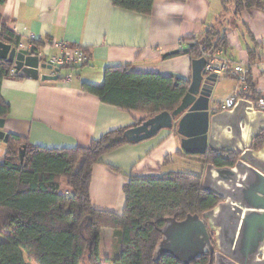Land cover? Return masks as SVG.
<instances>
[{
  "label": "crops",
  "instance_id": "1",
  "mask_svg": "<svg viewBox=\"0 0 264 264\" xmlns=\"http://www.w3.org/2000/svg\"><path fill=\"white\" fill-rule=\"evenodd\" d=\"M2 24L21 37L19 48L31 51L32 41L42 43V56L60 54L50 44L54 41L89 52L81 68H60L59 73L42 71L59 75L56 81L3 80L1 93L11 105L4 131L25 137L34 145L88 147L109 131L150 118L147 113L103 103L84 91L82 83L102 85L105 68L124 63L131 64L135 73L178 75L191 80L194 59L188 55H162L180 50L185 40L201 36L210 27L227 32V47L218 48L222 49V57L249 65L255 84L254 93L249 95H261L249 99L259 101L264 96V8L243 10L236 16L235 8L231 5L226 10L223 0H155L152 13L143 15L118 8L113 0H5L0 4V33ZM249 49L256 51L254 61ZM236 84L231 77L218 80L212 105L232 94ZM261 135L264 137V132ZM5 151L0 142V162ZM182 159H197L203 164L198 155L185 153L182 137L170 129L103 155L92 171L93 207L122 215L126 206L124 185L131 176L176 171L171 167ZM115 238L114 229L101 231L102 260L116 253Z\"/></svg>",
  "mask_w": 264,
  "mask_h": 264
},
{
  "label": "trees",
  "instance_id": "2",
  "mask_svg": "<svg viewBox=\"0 0 264 264\" xmlns=\"http://www.w3.org/2000/svg\"><path fill=\"white\" fill-rule=\"evenodd\" d=\"M154 1L113 0V3L118 8L149 15ZM4 2L0 0V4ZM223 4L226 10L232 4L236 16L243 10L264 8V0H223ZM0 41L18 47L21 37L2 24ZM227 43V32L210 27L201 36L185 40L177 55L198 59L204 48L215 51L226 48ZM41 46L42 43L32 41V51H40ZM81 49L88 58V50ZM249 52L254 61L256 51L249 49ZM11 77L22 78L13 72L11 63L0 59V119H6L11 112L10 103L1 93L3 80ZM190 82L178 75L135 73L131 64L124 63L106 67L102 85L82 83V89L103 103L152 117L174 111L188 92ZM250 86L254 93L251 78ZM260 96L247 95L252 99ZM145 120L109 131L88 147L47 148L10 134L0 162V233H8L9 239L20 248L21 256L6 255L0 242V264H181L168 254L155 262L154 252L167 218L183 221L188 215H202L221 202L219 196L202 189V175L170 171L131 176L124 185L126 206L122 215L98 210L92 205L90 186L94 165L103 155L135 144L128 142L124 134ZM254 145L256 149L264 147L263 135ZM198 157L205 166L209 163L233 166L237 161L232 152L221 155L210 151ZM104 228L115 230L116 253L102 260L100 242ZM208 263V255L194 262Z\"/></svg>",
  "mask_w": 264,
  "mask_h": 264
},
{
  "label": "water",
  "instance_id": "3",
  "mask_svg": "<svg viewBox=\"0 0 264 264\" xmlns=\"http://www.w3.org/2000/svg\"><path fill=\"white\" fill-rule=\"evenodd\" d=\"M174 50L162 55H177ZM0 59L13 65L22 78L56 81L60 68L42 62L38 51L12 46L0 41ZM206 59L192 61L193 74L188 92L172 112L164 111L128 129V142L139 143L164 129L175 130L182 137V148L189 155L232 152L233 166L205 167L202 189L222 201L202 215H188L183 221L166 219L162 239L154 252V261L162 255L174 256L181 264H194L204 255L208 264H264V147L254 142L264 132V110L254 101L239 99L232 109L214 111L213 93L217 77L205 75ZM214 102L213 104H215ZM6 119H0V142L7 143ZM23 162V154L21 155Z\"/></svg>",
  "mask_w": 264,
  "mask_h": 264
},
{
  "label": "built area",
  "instance_id": "4",
  "mask_svg": "<svg viewBox=\"0 0 264 264\" xmlns=\"http://www.w3.org/2000/svg\"><path fill=\"white\" fill-rule=\"evenodd\" d=\"M50 44L58 48L61 51L60 54L42 56V53L39 51V55L46 62H50L54 68L75 67L85 63L87 60V56L81 48H69L66 43L57 41ZM221 54L222 49L211 51L204 48L201 56L206 59V75L215 76L218 80L231 77L237 83L232 94L213 105V109L216 112L232 109L239 99H249L247 95L252 92L249 65L244 62L233 63L229 59L222 57ZM254 102L258 109L264 110V96L259 101Z\"/></svg>",
  "mask_w": 264,
  "mask_h": 264
},
{
  "label": "rangeland",
  "instance_id": "5",
  "mask_svg": "<svg viewBox=\"0 0 264 264\" xmlns=\"http://www.w3.org/2000/svg\"><path fill=\"white\" fill-rule=\"evenodd\" d=\"M232 4L228 5L231 6ZM227 14V12H226ZM62 74H64V70H62ZM173 165V164H172ZM175 167H171L176 171H182V172H187V173H193L197 175H202L205 173V165L201 164L199 160L194 159V160H184L182 159L181 161L176 160L174 162ZM7 232L5 233H0V242L2 244V248L6 255L11 256V255H16V256H21V251L20 248L9 239L7 236ZM29 262V261H28Z\"/></svg>",
  "mask_w": 264,
  "mask_h": 264
},
{
  "label": "flooded vegetation",
  "instance_id": "6",
  "mask_svg": "<svg viewBox=\"0 0 264 264\" xmlns=\"http://www.w3.org/2000/svg\"><path fill=\"white\" fill-rule=\"evenodd\" d=\"M222 201V200H221Z\"/></svg>",
  "mask_w": 264,
  "mask_h": 264
}]
</instances>
